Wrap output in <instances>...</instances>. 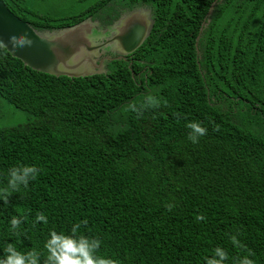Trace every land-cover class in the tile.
<instances>
[{"label": "trees", "instance_id": "16d2710c", "mask_svg": "<svg viewBox=\"0 0 264 264\" xmlns=\"http://www.w3.org/2000/svg\"><path fill=\"white\" fill-rule=\"evenodd\" d=\"M3 1L37 30L109 25L136 5L154 24L87 77L34 70L0 43V190L13 166L41 170L0 199V255L12 244L45 264L49 232L80 223L116 264H205L208 244L225 264H264V0H217L209 16L215 0ZM13 108L27 118L5 121ZM190 122L207 128L198 144Z\"/></svg>", "mask_w": 264, "mask_h": 264}, {"label": "water", "instance_id": "95a60500", "mask_svg": "<svg viewBox=\"0 0 264 264\" xmlns=\"http://www.w3.org/2000/svg\"><path fill=\"white\" fill-rule=\"evenodd\" d=\"M149 11L140 6L125 10L104 29L97 28V20L87 17L71 26L37 30L0 0V43L13 57L34 70L55 76L87 77L106 71L103 62L107 59L99 60L105 50L127 55L144 42L154 24V16H147ZM25 37L30 44L12 46V39L23 40ZM100 38L107 41L99 42Z\"/></svg>", "mask_w": 264, "mask_h": 264}, {"label": "clouds", "instance_id": "9594fccd", "mask_svg": "<svg viewBox=\"0 0 264 264\" xmlns=\"http://www.w3.org/2000/svg\"><path fill=\"white\" fill-rule=\"evenodd\" d=\"M26 43H31L26 37L23 40H11L13 47H23ZM158 104L159 101L155 97H149L146 98L141 108L155 107ZM130 110L136 111L138 115L142 114L141 109L137 108L135 104L130 105ZM187 127L189 129L188 140L192 144H198L201 137L207 134V128L199 122H190ZM40 171V168L35 164H21L11 167L8 170L7 187L0 190V199L6 200L8 195L27 189L30 182L36 180ZM172 207L173 205H168L169 210ZM35 219L36 222L48 223V218L43 213H39ZM197 219L203 221L206 217L201 214L197 216ZM22 222L21 218L13 217L10 221L11 229L18 232ZM82 223H86V221ZM80 227V223L74 224L70 234L63 231L57 232L54 229L49 232L45 241V248L48 253L45 264H116V261L97 254L102 241L96 237L80 234ZM232 240L234 244L239 243L235 236L232 237ZM207 247L211 256L205 258V264H225L228 254L223 248L214 244H208ZM4 252L0 255V264H40L39 253L35 251L24 253L18 251L12 244H8ZM239 264H252V261L248 257H244Z\"/></svg>", "mask_w": 264, "mask_h": 264}, {"label": "flooded vegetation", "instance_id": "af4514ba", "mask_svg": "<svg viewBox=\"0 0 264 264\" xmlns=\"http://www.w3.org/2000/svg\"><path fill=\"white\" fill-rule=\"evenodd\" d=\"M143 7V8H147V9H149L150 11H149V14L147 15L148 17H151V18H153V9H152V7L150 6V5H136V6H134V7ZM134 7H132V8H134ZM132 8H126V9H123L122 11H121V13H120V15L123 13V11H125V10H128V9H132ZM93 20H97L98 21V27L97 28H106L108 25H102V23L98 20V19H93ZM98 41L99 42H102V41H107L105 38H100V39H98ZM137 49V48H136ZM135 49V50H136ZM134 50V51H135ZM133 51V52H134ZM133 52H131V53H129V54H127V55H131ZM114 54H117L116 56L114 55ZM126 55H120V53H116V52H114V51H112V50H105L104 52H103V54H101L100 55V57H99V60L100 59H103V60H105L104 58H106L107 60L105 61V62H103V63H105V68L108 66V63L111 61V60H113V59H120V58H122V57H125ZM99 60H98V63H99Z\"/></svg>", "mask_w": 264, "mask_h": 264}, {"label": "rangeland", "instance_id": "374dc122", "mask_svg": "<svg viewBox=\"0 0 264 264\" xmlns=\"http://www.w3.org/2000/svg\"><path fill=\"white\" fill-rule=\"evenodd\" d=\"M68 2H69V0H65V3H68ZM55 6H56V4L52 1V2H50V5H49V7L47 9L55 8ZM114 55L116 56L117 54H114ZM10 106L11 105L7 106V108H9ZM8 112L10 114H8L6 116L5 121L6 120L7 121L9 120L8 122H10V123L11 122H16V121L24 120L28 116V114L26 112L21 111V110H18V109H15V108H13L12 112L8 109Z\"/></svg>", "mask_w": 264, "mask_h": 264}]
</instances>
